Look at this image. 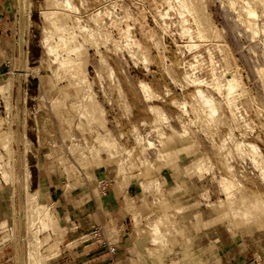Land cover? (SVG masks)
<instances>
[{
    "label": "rangeland",
    "instance_id": "rangeland-1",
    "mask_svg": "<svg viewBox=\"0 0 264 264\" xmlns=\"http://www.w3.org/2000/svg\"><path fill=\"white\" fill-rule=\"evenodd\" d=\"M165 1L70 0L75 7V12H70L63 11L64 9L47 10L45 0H29L30 17L28 28L24 31L26 45L23 46L26 52L24 65L29 68V72L25 76H22L23 59L19 42L21 14L16 8L17 0L2 2L3 6L10 8L11 14L4 20L0 17V147L3 144L5 146L3 150L0 148V153L3 154L0 165L10 171V158L6 153L12 150V171L15 179L11 180L13 183L7 181L8 184L1 181L0 222L6 220L9 226L13 224L12 227L20 225L16 230L19 232L17 236L21 238L24 229L22 207L25 197L19 181L21 182L23 172L20 158L24 151L26 165L31 174L28 192L38 191V194L36 192L32 197L37 203L30 201V208H27L30 210L28 215H32L31 211L35 210L30 216L32 234L34 237L37 229L46 228L45 231L43 229L39 242L42 246L50 244V251L58 254L53 260L43 263L42 259L45 258L41 257L39 264H88V261L92 262L103 255L100 251H89L94 246L86 247L93 241L79 244L73 249L70 247L74 245L67 247L70 241L88 235V227L91 225L74 233L72 229L75 225L71 222L66 224L57 214L56 205L60 203L72 210L98 206L99 214H93V220L103 221L100 224L108 231L106 233L111 243L118 244L117 256L129 257L128 263H133V256L142 251L148 256L147 259H150L149 264H168V259H171L173 264H187L189 259L204 258L210 264H219V252L228 253L222 260L224 263L229 258L233 259V254L239 252L245 264H264V245L252 237L257 231L264 232V218L259 213L260 218L251 221L248 214H244L252 202L258 201L264 206V179L259 175L260 166L255 165L248 156L244 157L234 150L235 141L242 142L246 139L258 146L264 162V99L258 93L257 77L252 73L253 66L263 64L264 61L255 59L247 49L241 50L238 46L239 44L241 47V44L245 45L248 41L261 44L264 38V22L261 17L255 19L257 25H260L259 28H263L255 39L245 35L241 37L234 28L235 25L231 23L233 21L229 12L227 14V10L223 9L228 0H192L196 7L205 2L212 26L210 32L214 35L210 39L211 42L207 43L208 46L205 43L202 47L204 60L208 61L209 50L215 55L216 63L222 68L226 67L216 48L218 43H222L227 66H237L249 76L248 92L255 97V101L245 95L240 99L239 107L248 119L254 121L255 126L252 125L254 129L250 133L234 130L233 142L229 138L231 129L228 125L217 124V128H212L198 106H189L192 102V88L185 86L182 76L187 66L193 63V54L184 46L188 39H181L174 1ZM237 1L240 6L245 0ZM110 4L115 7L117 5L115 11H119L121 7H129L133 16L135 15L134 22L130 20L128 25H132L131 33L140 43L146 62L138 56L131 57L122 45L117 48L112 40L100 45L103 41L98 39L97 48L96 44L91 41L88 43L83 38L84 35L79 34L77 39L82 48L79 50L80 54L76 51L80 56L75 59H79L76 63L85 74L87 71L88 86L91 88L88 90L85 86L86 89L83 86L77 87L76 79L68 76L66 68H58V63H53L52 57L43 48V36L51 29L50 22L58 20L61 14L79 18L80 24L95 28L92 14ZM232 14L242 15L238 10ZM103 20L107 25L109 18L104 16ZM109 25L112 26L110 22ZM122 25L121 27H125L124 23ZM112 27L110 34L117 40L118 28ZM214 28L216 32L220 29L221 38L219 37L218 42ZM239 28L243 31L246 27L243 23ZM145 34L157 38L158 46H153ZM228 43L232 50L238 49L237 52L234 50V57L227 46ZM76 54L73 53V57ZM14 58L17 59L15 65ZM208 73L207 64H202L198 74L209 76ZM140 83L147 84L155 97L144 98ZM8 84H11L10 94L7 91ZM86 93H91L100 105L103 116L99 121L104 123V127L96 122L89 124L86 111L92 103H87L91 96ZM85 94L89 99H82ZM184 103L187 104L185 110L181 107ZM255 104L259 106L260 113L256 112ZM152 105L161 109L166 116V122L156 121L155 112L150 110ZM75 109L76 111H73ZM183 126L185 129L188 127L186 133L190 131L189 135L184 133ZM182 131L186 136H179ZM21 134L25 136L24 143ZM137 134L142 138L137 140ZM109 135L113 136L115 141L111 138L109 146L104 148L99 140ZM45 139L46 141H43ZM149 141L154 143L153 148L147 146ZM52 143L56 144L55 148L50 145ZM73 144L74 150L70 151ZM194 144L198 146L204 161L210 162V172H204L201 176L197 174L195 165L187 169L184 167L192 164L195 159L196 155L192 151ZM58 149H61L60 154ZM224 150H231L228 158L225 157ZM19 154L21 157L17 156ZM57 155L63 156V160H59ZM111 155H118V158L122 156L125 161L123 171L117 169L118 158H112ZM57 159L70 165V184L74 185V189L68 195H64L63 187L56 188V185H60ZM227 162L234 167L233 175H230L224 166ZM221 176L233 178L234 182L240 185L231 191L229 198L218 183ZM152 181L154 186L148 189V182ZM49 185H53L51 192L42 194L41 191L48 189ZM39 204L49 205L51 212L48 209L47 212L40 213L41 216L36 215ZM112 206L115 209L113 213V208L110 209ZM232 207H236V215L232 213ZM117 213L126 216L125 221L112 223ZM16 215L19 218H16ZM235 216H240L241 220L236 222L233 218ZM38 217H43V220ZM151 223L158 225L157 233L150 228ZM228 223L230 228L232 227L230 230ZM61 225H66V235L60 231L54 232L56 227ZM163 233H167L164 235L170 240L169 243L164 244L158 240L154 243L151 240V237ZM1 235L0 252H3L0 256H4L1 261H5V264H16L15 236L12 239L7 236L5 239L3 234ZM130 235L136 238L132 240ZM245 235L249 236V242L245 241ZM199 237L204 238L203 245L198 242ZM57 241L60 245L56 244ZM19 243L21 249L23 241ZM249 243H254V251ZM40 252L47 254L44 247ZM161 252L162 255L156 260V254ZM204 253L207 254L203 255ZM102 259L99 262L101 264Z\"/></svg>",
    "mask_w": 264,
    "mask_h": 264
},
{
    "label": "bare ground",
    "instance_id": "bare-ground-1",
    "mask_svg": "<svg viewBox=\"0 0 264 264\" xmlns=\"http://www.w3.org/2000/svg\"><path fill=\"white\" fill-rule=\"evenodd\" d=\"M45 1H46L47 10L58 11L59 9L60 10L64 9L63 11H70V12H73L75 10V7L70 2V0H45ZM163 1H165V0H163ZM166 1L168 3H171L172 1H174L173 3H175V7H174L175 11H176L175 13H177L176 15H178V18H179L178 24L180 27L179 33L182 36L181 39H183V37H186L188 39V41H186V43L184 42L185 45L184 44L183 45L185 46V48L190 53L193 54V63H190L187 66V69L184 70L183 76H182V79H183L185 86L192 88V92L190 94V96L192 98V102L189 106H191V107L198 106L199 109L202 110L204 118H206L209 121L212 128L213 127L217 128V124L218 125L219 124L228 125L231 129V131L229 133V138L232 141L234 138V134H233L234 130H240V131L244 130L245 133L252 132L254 129V127L252 125L255 126L254 121L248 119L246 117V113H242L241 107H239L240 99L245 95H247V96L249 95L251 97V99L255 101V97L251 93L248 92V87L250 86L248 73L245 74L237 66L235 68H230L229 66H227V57L225 55V49H224V45H222V43L221 44L218 43L216 45V48L218 49V52H219L222 60L225 62L226 67L222 68L219 64L216 63L215 55L213 54L212 51L207 50L208 48L206 49L208 52L207 53L208 54V59H207L208 61L206 62L202 56L203 55L202 47L205 45V43H206V46H208L207 43L211 42L210 39L212 38V36H214V35H211L212 33L210 32L212 29L211 28L212 26H211V21L209 20V17L207 15V9H206V6L204 4L205 2L204 3L201 2V6L196 7L192 0H166ZM200 1H202V0H200ZM114 4H115V2H114ZM170 5H172V4H170ZM170 5H169V7H170ZM116 7H117V5H116ZM116 7H115V5L110 4L109 6L102 8V10H99V12H97L96 14H92V17H93L92 19L95 23V25H94L95 28L94 27L91 28V26L89 27V25H86V24L85 25L80 24L79 18H76V17L72 18V17H70V15L61 14L58 20H52L50 22L51 29L48 32H45V34L43 36L44 37L43 38V46H44L43 48L45 49L47 54L52 57L51 60L53 61V63H58V68L65 67L67 70L68 76L70 78L76 79L75 84L77 85V87L83 86V88H84V86H85L86 88H88V90L91 88V87H89L90 86L88 83L89 81L86 77L87 71L85 70L86 71V74H85V72H83V69H81L80 66L76 63L77 61H79V59L77 61L75 59V58H78L80 56L79 50H80V48H82L81 43L77 39L79 37V34L84 35V37L83 36L82 37L85 38V40L87 42L91 41V43L93 42L94 44H96L95 45L96 47H97V40L98 39L103 41L102 43H100V45L103 43L105 44L106 42L108 43V41L112 40V41H114L113 43H115L114 45L117 46V48L119 45H122L123 48H125L126 51L130 54V56L131 55L133 57L138 56L141 59H144V61L146 62V59L144 57V53L140 49V47H141L140 43L137 41V39L134 38L133 34L131 33V29H132L131 26L132 25H130V26L128 25V21L130 22V20H133L131 22H134L133 18H135V15L133 16L131 11L129 10V7L128 8L121 7V8H119V11H115ZM16 8L19 9L20 14H21V16H20L21 17L20 18L21 37H20V41H19L20 46H21L20 55L23 59V61H22V70H23L22 74L23 75L22 74L21 75L25 76L26 73L29 72V68L24 65L25 61H26V52H24V50H23V46L26 45L24 33L26 32V30L28 28L29 17H30L29 16V12H30L29 11V0H17V7ZM223 9L227 10V11H225V12H227V14L229 12V14L231 16V20L233 21L231 23H233L235 25L234 28L238 31V33L241 35V37H242V35H245L246 37H250L251 39H255L260 34V31L261 30L263 31V28H264L263 25H262L263 28L260 29L259 28L260 25H257L255 19H257L258 17H261L263 22H264V0H245L244 3H242V5H240V6L238 5L237 0H228L227 4L223 5ZM237 10H238V12H240L242 14L241 16H233L232 12H235ZM164 11H166V10H164ZM165 14H166L165 16L168 15L167 12H165ZM137 15H139V14H137ZM104 16L109 18L110 24H112V26H114V27L111 26L112 28H114V29L118 28V29H116L117 30L116 32L119 33V34H117L118 36L116 35L117 40H116V38L113 39V37L111 36L112 35V34H110L111 27H110L108 21H107L108 22L107 25H106V23H104V20H103ZM161 16L164 17L163 15H161ZM139 21H138V23H139ZM135 22H137V21H135ZM123 23H124L125 27H121V26H123L122 25ZM145 23H147V22H145ZM243 23H244L246 28L242 31V30H240L239 27L241 25H243ZM103 24H105L107 28L110 27V29L108 30L107 28H105ZM144 26H146V25H144ZM166 26H167V24H166ZM163 27L165 29V26H163ZM168 27H169V25H168ZM141 28H144V27H141ZM164 29H163V31H164ZM214 30H215V28H214ZM146 32H147V30H146ZM148 32H150V31H148ZM215 33H216V36H215L216 41L218 42L219 37L221 35L220 29H219V31L217 29V32L215 30ZM146 35H148V34H145V36ZM146 37L149 38V40L152 42L153 46L154 45L158 46V41L156 40L157 38L155 39L153 35L152 36L148 35ZM86 41H85V43H86ZM226 42L227 41H225V43ZM82 44H84L83 41H82ZM227 46L231 51V55L234 57V55H235L234 53L237 52L238 49H234L235 50V52H234V50H232V48H231L232 46H230L229 43L227 44ZM238 46H239V49L241 48V50L247 49L248 52H250L253 55L252 57H254L255 59H257L259 61L260 60L264 61V38H262L261 44H256V43L254 44V41L253 42L248 41V43H245V45L241 44V47H240V45L238 44ZM123 48H122V50H123ZM76 51L77 52L79 51V54H76ZM73 53L76 54L75 57H73ZM16 60L17 59L14 58V65L16 64ZM202 64L203 65L207 64L209 76H204L202 74H200V75L198 74L200 72V67ZM252 70H253V72H252L253 75L257 77V82H258L257 86H259L258 93L261 96V98L264 99V63L260 64V65L255 64V66H253ZM17 75H18V73H17ZM139 86H140L143 94L145 95L144 98L147 97L146 99H148V98L152 99L153 97H155L154 94L152 93L150 87L147 86V84L140 83ZM86 88H84V89H86ZM7 91L10 94L11 84L10 85L8 84V90ZM84 91H86V90H84ZM91 93H89V94H91ZM86 94H85L84 98L82 97V99H85L87 96H91V97H89L90 99L88 97L86 99H89L87 103H89V102L92 103L90 106H88V107L86 106L88 108L86 111V113H87L86 116L90 122L89 124H91V122H94V123L96 122V123H99L100 125H102L104 127V123L99 121L100 117L103 116V111L100 108V105L96 102L95 98H93V96H92L93 93L91 95L87 94V96H86ZM6 104H7V102H6ZM181 105L182 104H179V106H181ZM183 105L181 107L183 108V110H185L184 107H186L185 105H187V104L184 103ZM254 107H255L256 112L260 113L261 110H260L259 106L257 104H255ZM150 110L152 112L153 111L155 112V113L154 112L153 113L155 114L156 121H160V122L165 121L166 122V120H167L166 116L164 115V113H162L161 109L158 106L156 107V106L152 105V106H150ZM73 111H76V109ZM186 112H187V110H186ZM80 115H81V117L84 118V116L81 113H80ZM181 124L183 125V123H181ZM45 127H47V126H45ZM183 128L182 129H183L184 133L189 135L190 131L186 133V130L188 127L185 129V126H183ZM183 131L181 132L182 134H179L180 137L182 135H185L183 133ZM42 134H44V133H42ZM21 135H22L21 136L22 142L24 143L25 136H24V134H21ZM138 135L139 134H137V136ZM112 137L113 136L109 135L107 137L101 138L99 140L100 145L102 147L106 148L107 146H109L110 140ZM140 138H142L141 135H139L137 137V140ZM7 139H8V137H7ZM41 141H42V139H40V143H41ZM43 141H46V139ZM113 141H115V140L113 139ZM50 145L54 148L56 147L55 143H52ZM73 145L70 147V151L74 150L75 145L74 146ZM51 146H50V150H51ZM147 146L148 147H152V146L154 147V143L149 141ZM0 148H1V150H3L5 148L4 144ZM9 149H10V147H9ZM148 149H150V148H148ZM59 150H61V149L57 150L58 153H59ZM234 150L237 153L242 154V156H244V157L248 156L255 165L260 166L259 175L262 177V179H264L263 157H262V154H261V152H260V150L256 144L251 143V142L247 141L246 139H244L242 142L235 141L234 142ZM6 151H8V149ZM192 151L196 155L195 159L193 160L192 164H190L188 166H184L185 169H187L191 165H195L196 172H197V174H199V176H201V174H203L204 172L209 173L210 172V162L204 161V158L200 154V151H199L198 146L196 144H194L192 146ZM230 151L231 150H224L225 157H227V158L229 157ZM159 153L160 152L158 151L159 156L162 155L161 153L160 154ZM6 154H8L9 155L8 157L10 158L9 159L10 160V163H9L10 164V171L6 170L5 168H3L0 165V185H1V181H3L5 184H8V183H6L7 181L11 182V180L15 179V176H14L13 171H12V169H13V159H12L13 151L10 150V153H6ZM21 155H22V158H20V159L22 161L23 172H22L21 182L19 181V183L22 184V190H23L22 192H23V196L25 197V199H24L25 201L23 202L24 206L23 207L21 206L23 209L22 214L24 213L23 220H22V221H24L23 222V228H24L23 233L21 234L22 236L20 235L21 238L19 239V237L17 236V234L19 232L17 233L16 228H19L20 225H19V227H17V226L12 227L13 224H12V226H9L7 224V221L5 220V221L0 222V237L2 236L1 234H3V238L5 237V239L7 238V236H10L11 239L13 236H15V238H16L15 244L17 243V251L15 252V263L16 264H39L41 261V257L45 258V260L42 259L43 260L42 263H43L46 261L53 260L55 257L58 256V254H56L55 251H50V244L49 245L47 244L48 245V247H47V245H45V244H44V246H42V244L39 242L40 237L42 236V233H43V229L45 231L46 228L42 227L41 228L42 231H41V230L37 229L38 228V226H37V228H36L37 230L35 229L36 231L34 232V237H33V234H32L33 231L31 229L32 228V226H31L32 219L30 218V216L33 215L32 211L35 212V210L33 209L31 211L32 215H28V212L30 210H27V208H30V207H28V205L30 204V201L31 202L35 201L32 197L34 196V194H36V192L38 194V191L35 190L33 193L28 192L29 191V184H30V180H31V174H30V171L26 165V158H25L24 151H23V154H21ZM17 156L21 157L20 154ZM57 156L59 157V160H63V159H61V158H63V156H59V155H57ZM5 157H7V156H5ZM16 157H14V159ZM111 157L116 159V158H118V155H116V156L111 155ZM160 157L162 158V156H160ZM1 158H3V154L0 153V159ZM121 159H123L122 156L120 158H118V162L116 165L117 169H119V171H123V169H124L125 161H124V159L123 160H121ZM59 160L57 159L56 162H57V167H58V173L57 174L59 177L60 185H56V188L60 189L63 187L64 188V195H68L74 189V185L70 184V182H71V175L69 174L70 165L63 163ZM15 163H16V161H15ZM224 166L230 175L234 174V171H233L234 167L229 162L225 163ZM17 169L15 170L16 172H17ZM16 172H14V173H16ZM123 173H125V172H123ZM11 183H13V182H11ZM218 183H219L220 187L222 189H224L223 191L227 195V198L230 197V193L233 189L240 187L239 184L234 182L233 178H228L225 176H221L219 178ZM152 186H154V182L153 181L148 182V189H150ZM155 187H156V185H155ZM18 195H20V194H18ZM76 202H78V201H76ZM20 203H19V205H20ZM36 207H38V206H36ZM13 208H14V205H13ZM34 208H35V206H34ZM49 208H50L49 205L39 204L38 209L35 208L36 212H37L36 215L45 212ZM204 208H205V206H204ZM236 210H237L236 207H232V209H231V211L234 215L237 214ZM49 212H51V210ZM259 213L262 215L261 217L264 218V206L258 201L250 203L247 206L246 211L244 212V214H246V215L248 214L249 220H251V221L258 220V218H260ZM13 215H14V213H13ZM41 215L42 214H40V216ZM246 215H245V217H246ZM16 218H19L18 215H16ZM38 218H41V217H38ZM233 218L236 219V222L241 220L240 216H235ZM43 219H45V216ZM66 220L69 221L68 214H66ZM36 221L38 222V220H36ZM41 222L42 221H40V223ZM230 223H228V225H227V226H229V228L225 225L229 230L232 228V227L230 228V225H229ZM234 223H235V220H234ZM35 224H37V223H35ZM72 224H74V223H72ZM236 225L238 226L239 223L238 224L236 223ZM41 226H43V224ZM70 228H72V227H70ZM150 228L156 233L159 231L158 225L157 224L155 225V223H151ZM227 228L225 229L226 232H228ZM72 230H74V229H72ZM59 231L66 235V232H67L66 225L65 226H62V225L57 226L54 232H59ZM106 232H108V231H105V233ZM169 233H171V232H169ZM164 234L166 235L167 233L158 234L153 238L151 237V240H153L154 243H156L157 240L164 242V244L167 242L169 243L170 240L168 241V239L165 237ZM50 235H52V233ZM106 236L108 237L107 233H106ZM248 237H247V235L244 236V239L247 242H249V240H250V238H248ZM252 237H253V239H256V241H258L259 244L264 245V232L263 231H261V232L257 231L256 233H253ZM87 239H88V235H84L80 238H77L75 240L70 241L68 243L67 247L74 245L73 247H70L73 249V248L77 247L79 244H82L83 242H85ZM108 240L111 241L109 237H108ZM19 241H23V243H22L23 246L21 248L22 249L21 252H20L21 249H19L20 248ZM173 241L175 242L176 239H173ZM198 242H200V244L203 245L205 243V240L203 237H199ZM56 244L60 245V242L57 241ZM250 245H251L252 250L254 251V248H255L254 243H251ZM43 247L45 248V251H47V254H41L40 250ZM67 247H65V248H67ZM17 258H18V260H17ZM12 259H14V257H12ZM167 263L173 264V261L171 259H168Z\"/></svg>",
    "mask_w": 264,
    "mask_h": 264
},
{
    "label": "crops",
    "instance_id": "crops-1",
    "mask_svg": "<svg viewBox=\"0 0 264 264\" xmlns=\"http://www.w3.org/2000/svg\"><path fill=\"white\" fill-rule=\"evenodd\" d=\"M3 1H5V0H0V6H1L0 7V17L4 20L6 18V16L8 17L11 14V11L7 5L3 6V3H2ZM52 187H53V185H49L48 189L41 191L42 194L47 195L49 192H51ZM54 198H55V196H54ZM91 207H92V209H90ZM113 207L114 206L110 207V209H112ZM97 208H98V206H94V207L88 206V208H86V209L84 208L83 210H78V209L72 210L69 206L63 205V204L61 205V203L56 205V211H57L58 216L60 218H62L66 224H70V222H71V223H74V225H80L82 228H86V227H88V225H95V224L103 223V221H101V222L99 221L100 219H97V221L93 220L92 215L93 214H99ZM114 210L115 209L113 208L112 213ZM86 213H90V214H86ZM66 214H68V216H69V221L66 220ZM125 218H126V216L123 217L119 213H117L111 222L112 223L113 222L120 223V222L125 221ZM130 237L132 238V240H134L136 238V236H131V235L129 236V238ZM140 240H142V237L140 238ZM125 241H127V240H125ZM126 243H129V241H127ZM116 248H117V253L114 257H111L110 255H108L107 251L104 250L101 252L103 254L102 256H100L99 258L93 259L92 262L88 261V264H101L99 262L101 261L102 258H103L102 264H149V262H150V259L149 260L147 259L148 256L141 251L140 253L138 252V254H136L135 257L133 256V258L131 260V262H133V263H128V259H130V258L127 256H117L118 249H119L118 244H116ZM206 254L207 253H204L203 255H206ZM226 254H228V253H226ZM226 254L219 252V255H218L219 260H220L219 264H245V260H241L242 254H240L239 252L233 254V259L229 258L227 260V262L224 263L222 260H223V258H225ZM161 255H162V252L156 254L155 259L157 260L158 258H160L159 256H161ZM208 255H212V254H208ZM1 259L3 260V258H0V264H5V261H1ZM7 262H8V260H7ZM208 262L209 261L206 258H204V259H193V260L189 259L187 264H210ZM151 264H156V263L152 262ZM157 264H160V263H157Z\"/></svg>",
    "mask_w": 264,
    "mask_h": 264
},
{
    "label": "built area",
    "instance_id": "built-area-1",
    "mask_svg": "<svg viewBox=\"0 0 264 264\" xmlns=\"http://www.w3.org/2000/svg\"><path fill=\"white\" fill-rule=\"evenodd\" d=\"M82 227L80 225H75L74 227V233L81 230ZM88 241H93L91 242L90 245L88 246H94L92 247L91 250H96V251H100V253L104 250L107 251L108 255H110L111 257H114L117 253V248H116V242H110L106 236L105 233V228L102 224H95V225H91L88 227V239L85 242ZM83 242V243H85ZM3 251L0 252V254ZM0 258H4V256H0Z\"/></svg>",
    "mask_w": 264,
    "mask_h": 264
}]
</instances>
